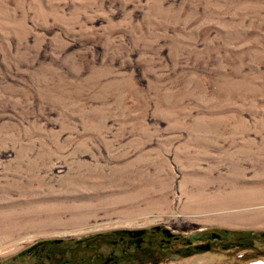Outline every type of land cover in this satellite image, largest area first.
I'll return each instance as SVG.
<instances>
[{
  "label": "rangeland",
  "instance_id": "374dc122",
  "mask_svg": "<svg viewBox=\"0 0 264 264\" xmlns=\"http://www.w3.org/2000/svg\"><path fill=\"white\" fill-rule=\"evenodd\" d=\"M157 227L264 261V0H0V263Z\"/></svg>",
  "mask_w": 264,
  "mask_h": 264
},
{
  "label": "flooded vegetation",
  "instance_id": "af4514ba",
  "mask_svg": "<svg viewBox=\"0 0 264 264\" xmlns=\"http://www.w3.org/2000/svg\"><path fill=\"white\" fill-rule=\"evenodd\" d=\"M165 228L116 230L75 240L36 242L2 264H163L227 246L217 232H205L185 244ZM179 242V243H178ZM1 264V263H0Z\"/></svg>",
  "mask_w": 264,
  "mask_h": 264
},
{
  "label": "built area",
  "instance_id": "2783aa9c",
  "mask_svg": "<svg viewBox=\"0 0 264 264\" xmlns=\"http://www.w3.org/2000/svg\"><path fill=\"white\" fill-rule=\"evenodd\" d=\"M259 261H260V260H258V261H253V262H251V263H249V264H259Z\"/></svg>",
  "mask_w": 264,
  "mask_h": 264
},
{
  "label": "bare ground",
  "instance_id": "6f19581e",
  "mask_svg": "<svg viewBox=\"0 0 264 264\" xmlns=\"http://www.w3.org/2000/svg\"><path fill=\"white\" fill-rule=\"evenodd\" d=\"M262 262V264H264V261H260L259 263H261Z\"/></svg>",
  "mask_w": 264,
  "mask_h": 264
}]
</instances>
